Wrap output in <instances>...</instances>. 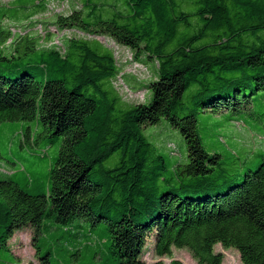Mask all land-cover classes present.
Instances as JSON below:
<instances>
[{"label": "trees", "instance_id": "16d2710c", "mask_svg": "<svg viewBox=\"0 0 264 264\" xmlns=\"http://www.w3.org/2000/svg\"><path fill=\"white\" fill-rule=\"evenodd\" d=\"M29 1L14 0L0 21ZM52 24L72 31L62 50L0 25V123L37 120L44 137L62 138L46 187L0 179V251L29 228L38 263L57 264L41 237L50 221L81 218L104 223L116 264H146L148 235L160 257L174 246L197 264H221L220 244L242 264H264V154L216 188L221 155L203 147L194 112L264 113V0H81ZM98 37L156 63L147 104L122 99L114 51ZM162 117L184 139V165H169L142 133Z\"/></svg>", "mask_w": 264, "mask_h": 264}, {"label": "rangeland", "instance_id": "374dc122", "mask_svg": "<svg viewBox=\"0 0 264 264\" xmlns=\"http://www.w3.org/2000/svg\"><path fill=\"white\" fill-rule=\"evenodd\" d=\"M13 2L0 0V10H5ZM29 2L22 0V3ZM80 4L81 0H36L35 5L20 7L16 11L9 10L8 15L5 13L2 16L0 25L11 34L13 32V38L28 34L37 39L39 46L62 50L69 31L57 28L52 23L57 14L66 15L73 9H79ZM97 39L114 51L119 72L113 84L122 99L129 104H147L151 93L145 85L156 76V63L143 53L135 54L133 50L109 38ZM10 41L11 38L7 39L3 46L9 47ZM260 100L264 111V98ZM259 104L255 101L253 107L257 108ZM245 111L233 115L230 111L213 113L194 110L203 147L209 154L221 155L220 165H215L213 173V179L217 181L216 188L223 186L226 179H239L246 169L254 168L264 154V113L259 115L251 109ZM27 127L28 139L24 137ZM41 129L37 120L0 123V179L10 177L28 189L41 190L43 186L46 187L62 138L44 137ZM142 133L169 165L176 167L187 163L184 139L179 130L172 127L165 118L144 126ZM30 238L29 228L14 233L8 241L11 252L0 251V260L10 264H39ZM41 238V252L49 250L51 260L57 264H116L107 255L109 237L103 222L91 226L89 221L76 218L63 226L50 221V231H46ZM152 246V236L148 235L141 256L146 264H169L171 260L197 264L187 249L173 246L170 256L160 257L154 254ZM214 251L222 254L221 264H242L234 248H222L220 244H215Z\"/></svg>", "mask_w": 264, "mask_h": 264}, {"label": "built area", "instance_id": "2783aa9c", "mask_svg": "<svg viewBox=\"0 0 264 264\" xmlns=\"http://www.w3.org/2000/svg\"><path fill=\"white\" fill-rule=\"evenodd\" d=\"M67 30L69 31V36H70V34H71V32H72V31H71V30H69V29H67ZM12 35H13V32H12ZM11 38H12V36H11Z\"/></svg>", "mask_w": 264, "mask_h": 264}]
</instances>
